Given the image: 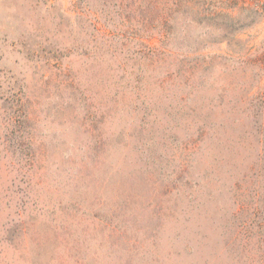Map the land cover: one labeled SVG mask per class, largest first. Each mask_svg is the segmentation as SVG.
Listing matches in <instances>:
<instances>
[{
    "label": "rangeland",
    "instance_id": "obj_1",
    "mask_svg": "<svg viewBox=\"0 0 264 264\" xmlns=\"http://www.w3.org/2000/svg\"><path fill=\"white\" fill-rule=\"evenodd\" d=\"M224 6L120 64L73 0H0V264H261L264 0Z\"/></svg>",
    "mask_w": 264,
    "mask_h": 264
},
{
    "label": "trees",
    "instance_id": "obj_2",
    "mask_svg": "<svg viewBox=\"0 0 264 264\" xmlns=\"http://www.w3.org/2000/svg\"><path fill=\"white\" fill-rule=\"evenodd\" d=\"M75 7L80 11L78 20L83 34L87 50L83 56L94 61L102 59L118 60L123 64L121 56L129 44L135 43L144 45L143 40L158 38L161 51L158 54L167 55L165 47L173 45L176 34V21L180 13L187 15L193 7L198 14L204 17L222 16L225 9L224 2L230 0H73ZM209 1V2H207ZM211 1L212 5H211ZM217 5H216V4ZM187 17V16H186ZM119 48V49H118ZM66 55L75 52L74 45L64 48ZM163 50V51H162ZM147 59L142 50L135 53V56ZM138 58H136L137 60ZM67 72H70L67 70ZM133 73V72H132ZM132 73L128 75H133ZM122 76L121 89L126 87L136 97L146 89V84L139 77ZM125 77V78H124ZM73 81H70V85ZM163 85V82L159 84ZM140 99V98H139ZM114 103L119 100L114 99ZM205 130L201 136L206 135ZM259 147V146H258ZM253 258L249 257L251 263ZM264 264V258L261 261Z\"/></svg>",
    "mask_w": 264,
    "mask_h": 264
}]
</instances>
